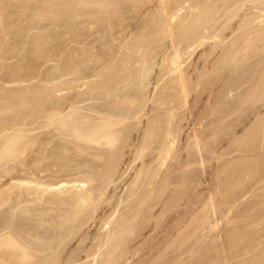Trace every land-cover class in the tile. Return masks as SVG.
<instances>
[{
	"label": "rangeland",
	"instance_id": "1",
	"mask_svg": "<svg viewBox=\"0 0 264 264\" xmlns=\"http://www.w3.org/2000/svg\"><path fill=\"white\" fill-rule=\"evenodd\" d=\"M81 1L0 0V264H264V0Z\"/></svg>",
	"mask_w": 264,
	"mask_h": 264
},
{
	"label": "bare ground",
	"instance_id": "2",
	"mask_svg": "<svg viewBox=\"0 0 264 264\" xmlns=\"http://www.w3.org/2000/svg\"><path fill=\"white\" fill-rule=\"evenodd\" d=\"M82 1H83V0H82ZM82 1H81V2H82ZM164 1H165V0H164ZM162 3H163V2H162ZM188 3H189V2H188ZM252 3H253V2H252ZM77 4H78V3H77ZM185 4H187V2H186ZM185 4H184V5H185ZM165 5H166V4H165ZM214 5H215V4H214ZM193 6H194V5H193ZM180 7H181V6H180ZM198 7H199V6H198ZM261 7H262V6H261ZM82 8H83V7H82ZM134 8H135V7H134ZM183 8H184V7H183ZM189 8H190V7H189ZM192 8H194V7H192ZM202 8H203V7H202ZM164 9H165V8H164ZM177 9H178V8H177ZM228 9H229V8H228ZM166 10H167V9H166ZM166 10H165V11H166ZM190 10H191V9H190ZM167 11H168V10H167ZM181 11H182V10H181ZM213 11H214V10H213ZM163 12H164V10H163ZM110 13H111V12H110ZM179 13H180V12H179ZM226 13H228V12L226 11ZM79 14H80V13H79ZM165 14H166V12H165ZM165 14H164V17L166 18L167 16H165ZM168 14H169V13H167V15H168ZM173 14H174V13H173ZM218 14H219V13H218ZM77 15H78V14H77ZM168 16H169V15H168ZM177 16H178V14H177ZM195 16H196V15H195ZM225 16H226V15H225ZM254 16H255V15H254ZM79 17H82V16H79ZM165 18H164V19H165ZM167 18H168V17H167ZM223 18H224V17H223ZM188 19H189V18H188ZM254 19H255V18H254ZM165 20H166V19H165ZM200 20H201V19H200ZM220 20H221V17H220ZM222 21H223V20H222ZM166 22H167V21H166ZM171 22H172V21H171ZM168 23H169V22H168ZM168 23L166 24V25H167V26H166V31H165L166 33H167V30H168V27H170V26H168ZM218 23H219V22H218ZM159 24H160V23H159ZM215 24H216V23H215ZM108 26H109V25H108ZM213 26H214V24H213ZM219 26H220V25H219ZM229 26H230V25H229ZM231 27H232V26H231ZM209 29H210V28H209ZM194 30H195V29H194ZM226 30H227V29H226ZM226 30H225V31H226ZM159 31H160V30H159ZM245 31H246V30H245ZM168 32H171V31H170V28H169V31H168ZM190 32H191V31H190ZM170 34H171V33H170ZM203 34H204V33H203ZM223 34H224V33H223ZM226 34H227V33H226ZM138 35H140V34H138ZM171 35H172V34H171ZM171 35L168 34L167 36H171ZM218 35H219V34H218ZM228 36H229V35H228ZM171 37H172L171 39H173V36H171ZM199 37H200V35H199ZM218 37H219V36H218ZM235 37H236V35H235ZM235 37H234V38H235ZM129 38H130V37H129ZM186 38H187V37H186ZM224 38H225V37H224ZM147 40H148V39H147ZM168 41H169V40H168ZM168 41H167V42H168ZM189 41H190V40H189ZM246 42H247V41H246ZM136 43H137V42H136ZM187 43H188V42H187ZM229 43H230V42H229ZM173 44H174V43H173ZM192 44H193V43H192ZM249 44H250V42H249ZM126 45H128V44H126ZM164 45H165V44H164ZM188 45H189V44H188ZM216 46H217V45H216ZM137 47H138V46H137ZM173 47L176 48L175 46H173ZM213 47H214V46H213ZM140 48H141V47H140ZM153 48H154V47H153ZM165 49H167V47H166ZM168 49H169V48H168ZM176 49H177V48H176ZM176 49H174V50L176 51ZM187 50H188V49H187ZM151 51H152V50H151ZM138 52H139V51H138ZM146 52H147V50H146ZM177 52H178V51H177ZM177 52H176V53H177ZM139 53H140V52H139ZM150 53H151V52H150ZM152 53H153V52H152ZM212 53H213V52H212ZM144 54H145V53H144ZM203 54H204V53H203ZM246 54H247V53H246ZM146 55H147V54H146ZM161 55H162V54H161ZM175 55H176V54H175ZM147 56H148V55H147ZM177 56H178V55H177ZM179 56H180V55H179ZM191 56H192V55H191ZM153 57H154V56H153ZM154 58H155V57H154ZM178 58H179V57H176V59H178ZM171 59L174 60L175 57H173V58H171ZM116 60H117V58H116ZM187 60H188V59H187ZM109 61H110V60H109ZM134 61H135V60H134ZM155 61H156V60H155ZM165 61H166V60H165ZM174 62H176V60L173 61V63H174ZM177 62H178V60H177ZM179 62H180V61H179ZM179 62H178V63H179ZM113 63H114V62H113ZM143 63H144V62H143ZM147 63H148V62L146 61L145 64H147ZM178 63H175V64H178ZM100 64H101V63H100ZM128 64H129V63H128ZM238 64H239V63H238ZM133 65H134V64H133ZM143 65H144V64H143ZM143 65H142V66H143ZM149 65H150V64H149ZM155 65H156V64H155ZM219 65H220V64H219ZM137 66H138V65H137ZM145 66H146V65H145ZM153 66H154V65H153ZM178 66H179V65H178ZM178 66H177V68H178ZM119 67H120V66H119ZM147 67H148V66H147ZM149 67H150V66H149ZM149 67H148V69L145 68V71H144V68H143V71H144L143 74L140 73V74L142 75V76H141V75H140V76L143 77L144 79H145L146 75L148 76V75L150 74V73H149V71H150V68H149ZM179 67H180V66H179ZM151 68H152V66H151ZM155 68H156V67H155ZM169 68H170V67H169ZM163 69H164V68H163ZM178 69H179V68H178ZM178 69H177V70H178ZM235 69H236V68H235ZM129 70H130V69H129ZM179 70H180V69H179ZM175 71H176V70H175ZM218 71H219V70H218ZM139 72H140V70H139ZM230 72H231V71H230ZM148 73H149V74H148ZM170 73H171V72H170ZM179 73H181V70H180ZM208 73H209V72H208ZM213 73H214V72H213ZM213 73H212V74H213ZM206 74H207V73H206ZM136 75H138V74H136ZM180 75H181L180 77L183 76V74H180ZM126 77H127V76H126ZM137 77H138V76H137ZM137 77H136V80H138V78H139V77H138V78H137ZM246 77H247V76H246ZM182 78H183V77H182ZM132 79H133V78H132ZM186 79H187V78H186ZM201 79H202V78H201ZM139 80H140V82H143V81H141L142 79H139ZM183 80H185V79H183ZM134 81H135V79H134ZM144 82H147V81H144ZM144 82H143V83H144ZM173 82H174V81H173ZM136 83H138V84L140 85L139 82L136 81ZM182 84H183V82H182ZM184 84H185V83H184ZM184 84H183V85H184ZM122 85H123V84H122ZM227 85H228V84H227ZM128 86H129V85H128ZM133 86H134V85H133ZM184 86H185V85H184ZM197 86H198V85H197ZM183 88H184V87H183ZM146 89H147V88H146ZM129 90H130V89H129ZM129 90H128V91H129ZM170 90H171V89H170ZM230 90H231V89H230ZM116 91H117V90H116ZM186 91H187V89H186ZM141 92H142V91H141ZM195 92H196V91H195ZM230 92H231V91H230ZM186 93H187V92H186ZM186 93H185V94H186ZM262 93H263V92H262ZM186 95H187V94H186ZM188 96H189V95H188ZM188 96H187V97H188ZM257 96H258V95H257ZM106 97H107V96H106ZM108 97H109V96H108ZM116 97H117V96H116ZM123 97H124V96H123ZM187 97H186V99H187ZM253 97H254V96H253ZM129 98H130V97H129ZM105 99H106V98H105ZM172 99H173V98H172ZM162 100H163V99H162ZM126 101H127V100H126ZM120 102H121V101H120ZM188 103H189V102H188ZM168 105H169V104H168ZM128 106H129V105H128ZM138 106H139V105H138ZM179 106H180V105H179ZM72 107H73V106H72ZM131 107H132V106H131ZM134 108H136V106H135ZM58 109H59V108H58ZM182 109H183V108H182ZM30 110H31V109H30ZM50 110H51V109H50ZM156 110H157V109H156ZM173 110H174V109H173ZM248 110H249V109H248ZM44 111H45V110H44ZM47 111H48V110H47ZM69 111H70V110H69ZM123 111H124V110H123ZM166 111H167V110H166ZM168 111H169V110H168ZM71 112H73V111H71ZM71 112H70V113H71ZM49 113H51V112H49ZM52 113H53V111H52ZM67 113H68V112H67ZM75 113H76V112H75ZM103 113H104V112H103ZM107 113H108V112H107ZM129 113H130V112H129ZM129 113H128V114H129ZM188 113H189V112H188ZM190 113H191V111H190ZM110 114H111V113H110ZM124 114H125V113H124ZM64 115H65V114H64ZM66 115H68V114H66ZM72 115H73V114H72ZM100 115H101V114H100ZM169 115H170V114H169ZM169 115H168V116H169ZM74 116H75V115H74ZM185 116H186V115H185ZM185 116H184V117H185ZM64 117H66V116H64ZM64 117H63V118H64ZM68 117H69V116H68ZM75 117L77 118V116H75ZM114 117H115V116H114ZM170 117H171V116H170ZM63 118H62V119H63ZM71 118H73V117L71 116ZM160 118H161V117H160ZM52 119H53V118H52ZM64 119H65V118H64ZM66 119H67V117H66ZM150 119H151V118H150ZM170 119H171V118H168L166 122H168V121L170 122V121H171ZM58 120H59V119H58ZM75 120H76V119H75ZM102 120H103V119H102ZM182 120H183V119H182ZM188 120H189V119H188ZM68 121H69V120H68ZM110 121H111V120H110ZM60 122H62V121H60ZM60 122H59V123H60ZM76 122H77V121H76ZM106 122H107V121H106ZM108 122H109V121H108ZM113 122H114V121H113ZM171 122H173V121H171ZM223 122H224V121H223ZM229 122H230V121H229ZM65 123H66V122H64V123L62 122V124H63L62 126H63V127H64V124H65ZM69 123H70V122H69ZM104 123H105V122H104ZM115 123L117 124V122H115ZM148 123H149V122H148ZM193 123H194V122H193ZM49 124H50V123H49ZM72 124H73V123H72ZM98 124H99V123H98ZM110 124H111V123H110ZM110 124H107V125L109 126ZM116 124H115V125H116ZM170 124H171V123H170ZM170 124H168V123L163 124V125H165L164 127H162L163 136H166V137H167L168 135H169V136L171 135V133H172V131H171L172 127H170V128H171V129H170L169 126H171L172 124H171V125H170ZM173 124H174V123H173ZM186 124H187V122H186ZM59 125H60V124H59ZM59 125H57V126H59ZM69 125H70V124H69ZM69 125H67V126H65V127H68ZM74 125H75V123H74ZM107 125H106V126H107ZM112 125H113V124H112ZM121 125H122V124H121ZM160 125H162V124H160ZM177 125H178V124H177ZM54 126H55V125H54ZM98 126H99V125H98ZM102 126H104V125H102ZM102 126H101V127H102ZM110 126H111V125H110ZM60 127H61V126H60ZM70 127H74V126L72 125V126H70ZM70 127H68V128H70ZM76 127H77V126H76ZM78 127H79V126H78ZM78 127H77V128H78ZM95 127H96V125H95ZM104 127H105V126H104ZM117 127H118V125H117ZM68 128H67V129H68ZM97 128H99V127H97ZM107 128L109 129V127H106L105 130H107ZM49 129H50V128H49ZM73 129H74V128H73ZM92 129L94 130L95 128H92ZM77 130L79 131L80 129H77ZM77 130L75 131V129H74V131L78 133ZM97 130H98V129H97ZM155 130H156V129H155ZM173 130H174V129H173ZM195 130H196V128H195ZM195 130H194V132H195ZM63 131H64V130H63ZM70 131L72 132L73 130L71 129ZM74 131H73V132H74ZM81 131H82V130H81ZM99 131H100V133L102 132L101 130H99ZM110 131H111V130H110ZM110 131H109V132L107 131L106 135H104L105 137H107V140H106V141H110V140H109V139H110L109 134L111 133ZM117 131H118V130H117ZM121 131H122V130H121ZM64 132H65V131H64ZM73 132H72V134L75 133V132H74V133H73ZM79 132H80V131H79ZM82 132H84V131H82ZM95 132H96V131L91 132L92 135L90 134L88 137L93 136V134H95ZM250 132H251V131H250ZM62 133H63V132H62ZM67 133H68V131H67ZM102 133H103V132H102ZM180 133H181V132H180ZM79 134H81V133H78L77 135L75 134V135H76V138L79 136ZM112 134H113V133H112ZM112 134H111L110 136H112ZM61 135H62V134H61ZM69 135H71V134H69ZM83 135H85V134H83ZM98 135H99V134H98ZM114 135H115V134H114ZM197 135H198V134H197ZM104 136L102 135V137H100V136H97V137H99V141H100V138H102L101 141H102V140L105 141V139H104L105 137H104ZM118 136H119V135H118ZM194 136H195V135H194ZM68 137H69V136H68ZM72 137H74V136L72 135ZM81 137H82V136H81ZM88 137L86 136L85 138H84V137H82V138H83V139H86V138L88 139ZM95 137H96V134H95ZM97 137H96V138H97ZM108 137H109V139H108ZM148 137H149V136H148ZM155 137H156V136H155ZM166 137H165V138H166ZM196 137H197V136H196ZM198 137H199V136H198ZM82 138H81V140H82ZM91 138H92V137H91ZM112 138H113V136H112ZM112 138H111V139H112ZM115 138H116V137H115ZM118 138H119V137H118ZM167 138H168V137H167ZM210 138H211V137H210ZM73 139H74V138H73ZM77 139H78V138H77ZM79 139H80V137H79ZM89 139H90V138H89ZM150 139H151V138H150ZM175 139H176V138H175ZM196 139H197V138H196ZM13 140H14V139H13ZM90 140H91V139H90ZM93 140H94V139H93ZM97 140H98V138H97ZM97 140H96V141H97ZM114 140H115V139H114ZM114 140L112 139V141H114ZM77 141H78V140H77ZM79 141H80V140H79ZM94 141H95V140H94ZM104 141H103V142H104ZM106 141H105V142H106ZM168 141H169V140H168ZM196 141H197V140H196ZM39 142H40V141H39ZM88 142H89V140H88ZM92 142H93V141H92ZM110 142H111V141H110ZM110 142H109V143H110ZM120 142H121V141H120ZM115 143H116V141L114 142V144H115ZM174 143H175V142H174ZM174 143L172 142V144L170 143V144H168V145H170V146H175ZM193 143H194V142H193ZM197 143H199V142H197ZM200 143H201V142H200ZM200 143H199V144H200ZM11 144H12V143H11ZM97 144H98V143H97ZM114 144H113V147H114ZM199 144H198V145H199ZM100 145H102V144H100ZM110 145H111V144H110ZM110 145H109V146H110ZM168 145H167V147H168ZM32 146H33V145H32ZM32 146H31V147H32ZM41 146H42V145H41ZM119 146H120V145H119ZM141 146H142V145H141ZM151 146H152V145H151ZM199 146H201V145H199ZM199 146H198V147H199ZM46 147H47V146H46ZM69 147H70V146H69ZM95 147H96V146H95ZM130 147H131V146H130ZM149 147H150V146H149ZM67 148H68V147H67ZM141 148H142V147H141ZM143 148H144V147H143ZM146 148H147V147H146ZM171 148H172V147H171ZM173 148H174V147H173ZM173 148H172V149H173ZM195 148H196V147H195ZM60 149H61V148H60ZM174 149H175V148H174ZM200 149H201V148H200ZM148 150H149V149H148ZM167 150H170V151H171L170 148H167ZM167 150H166V151H167ZM197 150H198V149H197ZM81 151H82V150H81ZM145 151H146V149H145ZM162 151H163V150H162ZM162 151H161V152H162ZM170 151H167V152H168V155H167L168 157L170 156L169 154L172 153V152L169 153ZM172 151H173V150H172ZM44 152H45V151H44ZM42 153H43V152H42ZM42 153H41V154H42ZM60 153H61V152H60ZM134 153H135V152H134ZM201 153H202V152L200 151V154H201ZM62 154H63V153H62ZM118 154H119V153H118ZM136 154H137V153H136ZM138 154H139V153H138ZM138 154H137V155H138ZM52 155H53V154H52ZM95 155H96V154H95ZM141 155H142V154H141ZM141 155H140V156H141ZM162 155H163V154H162ZM162 155H161V156H162ZM93 156H94V155H93ZM103 156H104V155H103ZM106 156H107V155H106ZM203 156H204V155H203ZM90 157H91V156H90ZM141 157H142V156H141ZM159 157H160V156H159ZM159 157H158V158H159ZM163 157L166 158V152H165V156H163ZM168 157H167V158H168ZM170 157H171V156H170ZM77 158H78V156H77ZM92 158H93V157H92ZM106 158H107V157H106ZM151 158H152V157H151ZM202 158H203V157H202ZM146 159H147V158H146ZM42 160H43V159H42ZM168 160H169V159H168ZM175 160H176V159H175ZM38 161H39V160H38ZM52 161H53V160H52ZM135 161H136V160H135ZM155 161H157V160H155ZM201 161H203V160H201ZM204 161H205V160H204ZM64 163H65V162H64ZM85 163H86V162H85ZM161 163H162V162H161ZM163 163H164V161H163ZM200 163H201V162H200ZM154 164H155V163H154ZM165 164H166V161H165ZM204 164H205V163H204ZM52 165H53V164H52ZM152 165H153V164H152ZM204 166H205V165H204ZM46 167H47V166H46ZM63 167H64V166H63ZM81 167H82V166H81ZM89 168H90V167H89ZM141 168H142V167H141ZM52 169H53V168H52ZM170 169H171V168H170ZM202 169H203V168H202ZM142 170H143V169H142ZM155 170H156V169H155ZM66 171H67V170H66ZM93 171H94V170H93ZM146 171H147V170H146ZM33 173H34V172H33ZM41 174H42V173H41ZM138 174H139V173H138ZM89 176H90V175H89ZM142 176H143V175H142ZM87 177H88V176H87ZM39 179H41V178H39ZM54 179H55V178H54ZM76 179H77V178H76ZM136 179H137V178H136ZM138 179H139V177H138ZM145 179H146V178H145ZM48 180L50 181V179H48ZM81 180H82V179H81ZM99 180H100V179H99ZM31 181H32V180H31ZM73 181H74V180H73ZM92 181H93V180H92ZM92 181H88V180H87V181L84 182V183L92 182ZM147 181H148V180H147ZM32 182H33V181H32ZM36 182H37V181H36ZM136 182H137V180H136ZM64 183H66V181H64ZM64 183H63V184H64ZM81 183H82V182H81ZM81 183H80V184H81ZM31 184H32V183H31ZM82 184H83V183H82ZM40 185H41V184H40ZM45 185H46V184H45ZM47 185H48V184H47ZM77 185H78V184H77ZM136 185H137V184H136ZM48 186H50V185H48ZM53 186H54V185H53ZM57 186H58V185H57ZM36 187H37V185H36ZM46 187H47V186H46ZM74 187H75V186H74ZM68 188H69V187H68ZM83 189H84V188H83ZM83 189H82V190H83ZM47 190H48V189H47ZM87 190H88V189H87ZM79 191H80V190H79ZM38 192H39V191H38ZM71 192H72V191H71ZM81 192H82V194H85L83 191H81ZM90 192H91V191H90ZM209 192H210V191H209ZM30 194H31V193H30ZM55 194H56V193H55ZM75 194H78V193L75 192ZM75 194H73V195L75 196ZM80 194H81V193H80ZM80 194H78V197H79V196H80V197H79V199H78V198L76 199V202H77L78 200H81L80 198H81L82 195H80ZM134 194H135V193H134ZM148 194H149V193H148ZM32 195H33V194H32ZM38 195H39V194H38ZM211 195H212V194H211ZM14 196H15V195H14ZM61 196H62V195H61ZM74 196H73V197H74ZM89 196H90V195H89ZM73 197H71V198H73ZM75 197H77V196H75ZM91 197H92V196H91ZM212 197H213V196H212ZM21 198H22V197H21ZM84 198H86L85 195L83 196V198H82L81 201H84V200H83ZM14 200H15V199H14ZM37 200H38V199H37ZM85 200H87V199H85ZM140 200H141V199H140ZM150 200H151V199H150ZM74 201H75V199H74ZM81 201H80V203H81ZM213 201H214V200H213ZM23 203H25V201H24ZM26 203H27V202H26ZM28 203H29V202H28ZM78 203H79V201L77 202V204H78ZM211 203H212V201H211ZM38 204H39V203H38ZM52 204H54V203H52ZM55 204H56V203H55ZM77 204L74 203V205H76V206H77ZM81 204H83V203H81ZM87 204H88V202H87ZM90 204H91V203H90ZM74 205H73V206H74ZM16 207H17V206H16ZM77 207H79V206H77ZM88 207H89V206H88ZM88 207H87V208H88ZM148 207H149V206H148ZM72 208L75 209L74 207H72ZM23 209H25V208H23ZM33 209H34V207H33ZM76 209H78V208H76ZM213 209H214V208H213ZM88 210H89V209H88ZM19 211H20V210H19ZM33 211H34V210H33ZM36 211H37V210H36ZM213 211H214V210H213ZM26 212H27V211H26ZM75 212H76V211H75ZM77 212H78V211H77ZM27 213H28V212H27ZM214 213H215V212H214ZM69 214H70V213H69ZM73 214H74V213H73ZM78 214H79V213H78ZM216 214H217V213H215V215H216ZM79 215H80V214H79ZM41 216H42V215H41ZM75 216H76V214H75ZM139 216H140V215H139ZM20 217H21V216H20ZM38 217H39V216H38ZM77 217H78V216H77ZM131 217H132V216H131ZM216 217H217V216H216ZM11 218H12V217H11ZM127 218H128V217H127ZM12 220H13V219H12ZM14 220H15V219H14ZM23 220H24V219H23ZM28 220H29V219H28ZM68 220H69V219H68ZM45 221H46V220H45ZM44 224H45V223H44ZM46 224H47V223H46ZM38 225H39V224H38ZM133 225H134V224H133ZM18 226H19V225H18ZM24 226H25V224H24ZM40 226H41V225H40ZM56 226H57V225H56ZM64 226H65V225H64ZM122 226H123V225H122ZM22 227H23V226H22ZM29 227H30V225H29ZM120 227H121V226H120ZM18 228H20V226H19ZM51 228H52V227H51ZM28 229H29V228H28ZM62 229H63V228H62ZM127 229H128V227H127ZM25 230H26V229H25ZM117 230H118V229H117ZM36 232H37V231H36ZM55 232H56V231H55ZM126 232H127V231H126ZM129 232H130V231H129ZM14 233H15V232H14ZM11 234H12V232H11ZM21 234H22V233H21ZM44 234H45V233H44ZM47 234H48V233H47ZM119 234H120V233H119ZM129 234H130V233H129ZM24 235H25V234H24ZM111 235H112V234H111ZM16 236H17V235H16ZM116 236H117V235H116ZM119 236H120V235H119ZM125 237H126V236H125ZM15 238H16V237H15ZM126 238H127V237H126ZM17 239H18V238H17ZM17 239H16V242L18 243L19 240H17ZM21 239H22V238H21ZM38 239H39V238H38ZM22 240H23V239H22ZM20 241H21V240H20ZM20 241H19V243H20ZM43 241H44V240H43ZM7 242H8V241H7ZM10 242H11V243H10V244H11V249H13L15 245L18 246V244H19V243H18V244H17V243H14V242H15V239H13V238H12V240H11ZM21 243H22V241H21ZM24 243H25V242H24ZM29 243H30V242H29ZM29 243H28V244H29ZM108 243H109V242H108ZM123 243H124V242H123ZM7 244H8V243H7ZM12 244H15V245H12ZM32 244H33V243H32ZM35 244H36V242H35ZM45 244H46V243H45ZM125 244H126V243H125ZM222 244H223V243H222ZM106 245H108V244H106ZM12 246H13V247H12ZM16 246H15V248H16ZM120 246H121V245H120ZM18 247H20V246H18ZM103 247H105V246H103ZM25 248H26V247H25ZM224 248H226V247H224ZM224 248H223V251H224ZM120 249H121V248H120ZM20 250H21V252L23 251V254L25 253V250L22 249L21 247H20ZM20 250H19V251H20ZM33 250H34V249H33ZM47 250H48V249H47ZM100 250H101V249H100ZM27 251H28V250H27ZM117 251H118V250H117ZM225 251H226V250H225ZM11 252H12V250H11ZM97 253H99V252H97ZM118 253H119V252H118ZM223 253H224V252H223ZM225 253H226V252H225ZM25 254H26V253H25ZM25 254H24V258L27 257V256H25ZM51 254H52V253H51ZM112 254H113V252H112ZM21 255H22V253H21ZM26 255H28V254H26ZM32 255H33V254H32ZM107 255H108V254H107ZM110 255H111V254H110ZM224 255H225V254H224ZM19 256H20V255H19ZM28 256H29V255H28ZM49 256H50V255H49ZM98 256H99V255H98ZM103 256H104V255H103ZM13 257H14V256H13ZM21 257H22V256H21ZM30 257H31L30 259H32V256H30ZM114 257H115V256H114ZM24 258H23V259H24ZM42 258H43V257H42ZM48 258H49V257H48ZM95 258H96V257H95ZM49 259H51V257H50ZM54 259H55V258H54ZM106 259H107V258H106ZM108 259H109V258H108ZM15 260H16V259H15ZM24 260H26V259H24ZM113 260H114V259H113ZM22 261H23V260H22ZM55 261H56V260H55ZM15 262H16V261H15ZM20 262H21V261H20ZM46 262H47V261H46ZM16 263H17V262H16ZM47 263H48V262H47ZM100 263H101V262H100ZM42 264H43V263H42ZM53 264H54V263H53Z\"/></svg>",
	"mask_w": 264,
	"mask_h": 264
}]
</instances>
